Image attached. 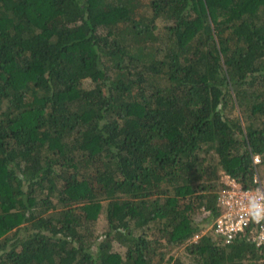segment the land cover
Listing matches in <instances>:
<instances>
[{
    "label": "trees",
    "instance_id": "obj_1",
    "mask_svg": "<svg viewBox=\"0 0 264 264\" xmlns=\"http://www.w3.org/2000/svg\"><path fill=\"white\" fill-rule=\"evenodd\" d=\"M260 166L264 0H0V264H264L193 240Z\"/></svg>",
    "mask_w": 264,
    "mask_h": 264
},
{
    "label": "built area",
    "instance_id": "obj_2",
    "mask_svg": "<svg viewBox=\"0 0 264 264\" xmlns=\"http://www.w3.org/2000/svg\"><path fill=\"white\" fill-rule=\"evenodd\" d=\"M260 162V156L255 155L253 163ZM220 183L222 187L216 199L219 212L208 229L209 233L222 238L225 243L247 233V237L264 250V180L256 173L254 186L245 188L230 175L222 173ZM208 231L203 230L193 240Z\"/></svg>",
    "mask_w": 264,
    "mask_h": 264
},
{
    "label": "rangeland",
    "instance_id": "obj_3",
    "mask_svg": "<svg viewBox=\"0 0 264 264\" xmlns=\"http://www.w3.org/2000/svg\"><path fill=\"white\" fill-rule=\"evenodd\" d=\"M146 12H147V10H146ZM148 14V13H147ZM158 23V25H161L162 24V21H158L157 22ZM264 167H259V169H261V178H262V180H264V169H263ZM263 169V170H262ZM221 175H222V173L220 174V177H221ZM206 214L205 213H201L200 214V216L201 217H204ZM212 223V222H211ZM211 223L209 224V225H207L206 227H205V229H204V231L206 230V231H208V229H209V227H210V225H211ZM106 221H105V217H104V215L103 214H100V217L98 218V220H97V223H96V226H95V228H96V231L97 232H102V231H105L106 229ZM209 232V231H208ZM207 232V233H208ZM114 249H116V250H123L122 248H120L119 247V245L117 244V243H114ZM182 251H183V247L181 246V247H179V248H175L173 251H172V254L174 255V256H178V255H181L182 254Z\"/></svg>",
    "mask_w": 264,
    "mask_h": 264
}]
</instances>
